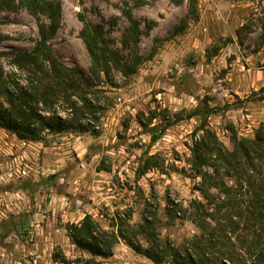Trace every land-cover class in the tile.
I'll return each instance as SVG.
<instances>
[{
  "label": "rangeland",
  "instance_id": "374dc122",
  "mask_svg": "<svg viewBox=\"0 0 264 264\" xmlns=\"http://www.w3.org/2000/svg\"><path fill=\"white\" fill-rule=\"evenodd\" d=\"M51 1L60 4L56 31L48 41L57 61L91 78L82 16L101 29L118 66L110 67L108 77L91 79L96 94L89 100L100 109L95 129L43 132L31 141L42 148L33 150L22 149L20 139L0 127V264L89 258L71 245L66 232L86 214L106 227L117 214L121 220L129 215L127 223L137 225L150 213L162 237L178 242L190 237V223L177 220L171 226L164 213L168 199L184 204L199 199L194 190L198 180L187 166L189 148L202 134L197 130L205 122L232 150L231 128L238 139H251L264 124V0ZM127 15L138 25V43L129 47L122 44L130 26ZM40 24L49 20L23 8L0 11L3 107L1 84L27 86V73L12 61L36 47ZM135 57L140 59L136 72L125 76ZM64 108L59 101L51 111L65 118ZM175 117L181 120L166 127ZM25 150L31 151L29 160L23 159L27 175L8 180V165ZM150 156L157 166L141 176L153 164L147 162ZM96 260L153 264L124 241L110 258Z\"/></svg>",
  "mask_w": 264,
  "mask_h": 264
},
{
  "label": "trees",
  "instance_id": "16d2710c",
  "mask_svg": "<svg viewBox=\"0 0 264 264\" xmlns=\"http://www.w3.org/2000/svg\"><path fill=\"white\" fill-rule=\"evenodd\" d=\"M18 8L35 18L43 15L49 24L39 25L36 47L16 55L12 61L14 68L27 73V86L13 82L3 87L1 84L6 106L0 105V127L27 141L37 140L43 132L60 134L95 129L100 109L89 100V96L96 94L92 80H99L101 74L108 77L110 67L118 66L101 29L79 17L83 24L81 38L90 60L91 78H87L81 70L65 68L48 46L60 18V4L51 0H0V11ZM127 18L130 26L122 37L125 47L138 43V25L130 15ZM139 64L140 59L135 57L123 74H134ZM2 75L0 72L1 78ZM59 101L65 106V118L51 111ZM175 118L166 127L181 120ZM230 130L232 150L218 141L205 122L201 124L197 132L202 134L189 148L187 162L188 170L198 180L194 190L199 199L185 204L167 201L165 219L171 226L177 220L187 221L194 234L181 242L171 236L162 237V228L156 226V216L150 213L137 225L127 223L129 215L121 220L117 214L115 223L106 227L86 214L79 223L68 225L66 232L71 245L89 258L68 262L62 256L58 259L60 263L100 264L97 258H110L115 245L124 241L153 264H264V124L251 139H238L233 129ZM155 159L150 156L147 162ZM156 166L153 162L140 175Z\"/></svg>",
  "mask_w": 264,
  "mask_h": 264
},
{
  "label": "built area",
  "instance_id": "2783aa9c",
  "mask_svg": "<svg viewBox=\"0 0 264 264\" xmlns=\"http://www.w3.org/2000/svg\"><path fill=\"white\" fill-rule=\"evenodd\" d=\"M22 149L24 147L26 148H29V149H33L34 147V144H36L35 142H31V141H27V140H18ZM40 146H42L41 143H39ZM26 150L25 152L22 153V156L20 157L21 161L18 160V158L16 159H13V162L10 163L8 165V169H7V173H6V176L8 178V180L10 179H14V178H17V179H20V178H24L26 175H27V169H28V166L27 164H24L23 162V159H25L24 156H27L26 155ZM3 180L1 179L0 177V181ZM13 197L15 198V201H19L21 199V196H20V193L19 192H16L13 194Z\"/></svg>",
  "mask_w": 264,
  "mask_h": 264
},
{
  "label": "crops",
  "instance_id": "0c3cea01",
  "mask_svg": "<svg viewBox=\"0 0 264 264\" xmlns=\"http://www.w3.org/2000/svg\"><path fill=\"white\" fill-rule=\"evenodd\" d=\"M12 138H13V136H11ZM2 143V146L3 147H5V149H6V151H9L8 149H9V147H8V142H1ZM42 148V146H40V144L39 143H36V144H34V147H33V150H38L39 148ZM27 154V156H24L25 158H27L28 159V155L31 153V151H28V152H26ZM29 160V159H28Z\"/></svg>",
  "mask_w": 264,
  "mask_h": 264
}]
</instances>
